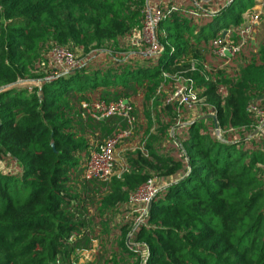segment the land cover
<instances>
[{
    "label": "trees",
    "instance_id": "1",
    "mask_svg": "<svg viewBox=\"0 0 264 264\" xmlns=\"http://www.w3.org/2000/svg\"><path fill=\"white\" fill-rule=\"evenodd\" d=\"M145 1L0 0V159L13 168H0V264H73V255L93 241L85 264H264V136L252 134L258 122L246 113L249 105L264 108L256 103L264 97V41L229 60L236 68L226 82L204 88L206 112L171 137L168 121L176 156L137 150L119 178L80 179L88 140L102 143L114 135L115 121H124L83 120L79 109L84 101L132 103L160 95L161 74L189 48L203 50L226 31L236 41L232 31L264 0L216 3L202 25L176 14L161 20L154 59L134 49L128 57L111 54L112 68L89 70L82 63L58 74L38 94L7 88L52 72L47 54L53 46L78 48L83 56L88 49L109 51L139 30ZM193 73L192 79L199 76ZM162 107L173 115L170 105ZM153 177L166 183L140 223L123 217L114 228H94L95 219L124 210L129 194Z\"/></svg>",
    "mask_w": 264,
    "mask_h": 264
},
{
    "label": "built area",
    "instance_id": "2",
    "mask_svg": "<svg viewBox=\"0 0 264 264\" xmlns=\"http://www.w3.org/2000/svg\"><path fill=\"white\" fill-rule=\"evenodd\" d=\"M170 1L171 0H168L167 2L153 0L145 1L142 9L140 28L131 35V45L137 49L139 55L154 59L160 54L161 46L157 41V27L161 20L168 18L177 12L190 14L192 17H206L210 14L208 13L207 15L205 12V15H201L200 10L202 9L197 7V4L194 1H191V3L196 7V10L192 12L181 11L178 7L174 6V4H171ZM214 1L219 3L224 2L225 0ZM261 14V9H255L244 17L243 22L232 31L236 39V41H234L235 43L230 40L229 31L224 33L222 39L218 38L212 40L209 45V54L222 60L224 63H228L229 60L237 55L243 47L248 45L247 41L251 39L255 27L259 24L258 21ZM47 57L52 72H48L41 79L34 81L17 80L7 88H24L28 91L35 89L36 94H38L42 82L48 83L54 76L58 74H67L81 67L83 63L78 57V54L74 51L59 46H53L49 50ZM205 71L206 66L197 61L191 62L189 70H187L188 73L199 72L204 78H206L204 75ZM161 76L163 81L165 79H171L175 83L174 90L171 93L166 94L164 100L165 105L171 106L175 116L179 114L180 109L199 101L195 94L194 81L190 76L174 75L172 78H169L164 73H162ZM0 90H2V88H0ZM160 90L161 87L158 88L157 92ZM79 109L80 118L83 120L90 119L92 121H101L106 118L116 117L124 121L126 126L125 130L117 132L102 143L91 147L88 156L83 163L81 173L82 179L85 181L98 180L101 182H107L113 177L119 178L121 174L126 172L127 165L122 162L118 170L114 169L116 148L123 140L128 139L134 130L135 118L133 116L132 104L126 100H119L116 102H105L104 100L90 102L84 101L79 104ZM246 113L257 120L258 124L255 130L257 133L264 136V108H260L257 105H249L246 108ZM183 126H185L184 123L180 124L179 121L176 120L173 128H170L169 136L171 137L172 131L175 128H182ZM141 154L146 156L145 153L141 152ZM162 187L163 186H156L154 179L149 178L142 186L137 188L136 191L129 194L127 197V204L132 208V212L137 213V218L133 225L142 221L146 213V204ZM95 247L96 243L93 241L91 247L82 252L84 253V258L88 256L85 263L91 260L90 256L93 255Z\"/></svg>",
    "mask_w": 264,
    "mask_h": 264
},
{
    "label": "rangeland",
    "instance_id": "3",
    "mask_svg": "<svg viewBox=\"0 0 264 264\" xmlns=\"http://www.w3.org/2000/svg\"><path fill=\"white\" fill-rule=\"evenodd\" d=\"M158 1L167 2L168 0ZM191 1H194L197 4V7L203 10H200L201 15H205V12L207 13V15L208 13L211 14V11L216 9V2L214 0H171L170 3L174 4V6L178 7L181 11L184 10V12H192L196 10V7L192 5ZM176 15L178 16V18L181 17V19L183 18L185 20H189L191 18L190 14L186 13L177 12ZM208 20V16H199L191 19L193 25L195 26L202 25ZM258 22L259 24L253 35V44H249V41H251L250 39L247 41L248 45H246L242 51L244 54L251 50L255 51L264 41V9L262 10V14L260 15ZM179 27L181 26H178L176 28ZM129 36L130 34L126 35L125 37L118 38L113 43L109 51L107 50L96 53L95 49H88L86 52L90 53H88V55L86 56H83L82 52L78 48L73 49V51L78 54V57L83 63L88 66L89 70L97 67L103 69L112 68L115 62H113L111 54H115L116 56L120 57H128L134 49L137 50L131 45V37ZM209 45L210 40L204 42V45L200 46V49L203 50L189 48L185 56L175 61L172 69L168 73L164 72V74H166L169 78H172V76L174 75L190 76L191 73H188L187 70H189L191 62L197 61L198 63L206 66V71L204 73L206 78L201 77L202 75L199 72H196V74L199 73V76H194L193 78L195 94L199 99L198 102L180 109L179 114L176 116H173L174 113L172 115L171 112L168 113L164 111L162 106L164 104L166 94L171 93L174 90L175 86V83L171 79H165L163 83L159 85L161 86L160 95L148 96L147 99H143L142 95H140L134 99H131V104L133 106V116L135 118V127L132 135L128 139L123 140L119 145L120 147L122 146V148L125 149V151L121 153L120 158L125 160L128 156H130L137 150L145 153L146 155H150L153 153L162 156L168 154L173 156L177 155V151L174 149L171 141L167 137L169 127H167L166 124H168V121L170 120L172 122L171 124L173 125L175 124L176 120H178L180 124H186L191 118L198 117L203 112H206V102L204 99L200 98L204 88L209 84L218 85L226 82V80H228V78L231 77L235 72L236 66L233 63H224L222 60L217 59L210 54L206 55L207 51L210 52ZM47 65H49V63H47ZM49 67L51 68V66ZM47 73L48 71L44 69L43 75ZM256 103L262 104L263 96L257 98ZM114 125L116 127V131L114 134L125 130L126 128L125 124L120 122L119 120L115 121ZM164 126H166L167 128L165 129ZM92 142V140H88L89 146L91 147L93 146L91 144H94ZM119 146L116 148V150L120 148ZM91 147L89 148V150L91 149ZM84 159L85 158L81 159L80 179ZM0 168L13 170L12 166H9V164L2 159H0ZM153 179L156 186H159L164 182V180L156 177H153ZM79 184L82 185V181H80ZM89 213L90 216H93L95 214V210L90 209ZM134 214L135 217L132 216ZM99 217L103 220V222H101V220L98 218L97 220L95 219L93 221L94 228L99 223L107 224L108 227L114 228L122 222L121 218L123 217H132V224H134L137 218V213L132 212V208L127 205L124 210L106 212L104 214H101ZM82 252L83 251H79L73 255V257L71 258L73 264H85V260L88 258V256L84 258V253ZM91 258L92 256H90V259Z\"/></svg>",
    "mask_w": 264,
    "mask_h": 264
},
{
    "label": "crops",
    "instance_id": "4",
    "mask_svg": "<svg viewBox=\"0 0 264 264\" xmlns=\"http://www.w3.org/2000/svg\"><path fill=\"white\" fill-rule=\"evenodd\" d=\"M153 1H158V0H153ZM253 10H255V9H264V2H262L261 4H256L255 6H253V8H252ZM261 10V11H262ZM258 26V25H257ZM257 26L255 27V29H254V31H253V33H252V37H251V41L249 42V44L250 45H252L253 44V35H254V32H255V30H256V28H257ZM263 103H264V97H263ZM195 118V117H194ZM191 119H193V118H191ZM120 147V146H119ZM123 151H125V149H123L122 148V146L119 148V149H117L116 150V154H115V156H116V160H115V164H114V169L115 170H118V168H119V166H120V164L123 162V163H125V160L124 159H122V158H120V155H121V153L123 152ZM169 155V154H168ZM170 156H173V155H170ZM126 164V163H125ZM164 183H166V181H164L163 182V184H161V185H159V186H164Z\"/></svg>",
    "mask_w": 264,
    "mask_h": 264
},
{
    "label": "water",
    "instance_id": "5",
    "mask_svg": "<svg viewBox=\"0 0 264 264\" xmlns=\"http://www.w3.org/2000/svg\"><path fill=\"white\" fill-rule=\"evenodd\" d=\"M224 33H225V32H222V33H221V36H223ZM225 55H226V54H225ZM204 118L211 119V120L213 121V128L216 130V123H215V121H214V115H212V114H207V115L204 116ZM256 133H257V131L255 130L252 134L254 135V134H256ZM149 207H150V201L146 204V207H145L146 213L148 212Z\"/></svg>",
    "mask_w": 264,
    "mask_h": 264
}]
</instances>
